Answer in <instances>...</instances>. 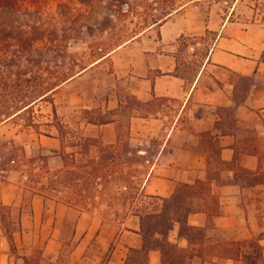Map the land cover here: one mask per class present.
Instances as JSON below:
<instances>
[{"label": "crops", "instance_id": "1", "mask_svg": "<svg viewBox=\"0 0 264 264\" xmlns=\"http://www.w3.org/2000/svg\"><path fill=\"white\" fill-rule=\"evenodd\" d=\"M119 1L116 6L130 10L126 0ZM205 1L142 2L138 15L145 26L93 56L59 89H76L82 111H99L106 121L85 117L81 135L109 145L121 137L120 111L128 95L148 108L157 104L148 112L155 122L170 117L165 109L180 105L175 125L161 127L162 134L138 127L146 118L142 108H132L129 152L139 151L143 135L164 140L142 189L170 197L177 184L188 185L194 192L187 199L194 207L189 224L206 231L203 254L195 255L192 264H243L247 246L242 245L239 260L223 249L257 241L264 250V0ZM208 34L215 38L200 61L201 39ZM195 60L200 66L188 77L185 65ZM12 120L0 123L1 140L14 141L23 155L48 156L46 163L39 158L36 171L44 165L51 171L62 167L58 133L12 131ZM99 154L94 146L92 155ZM29 168V162L16 159L6 166L0 156V264H102L90 253L92 243L99 240L104 246L105 226L114 224L116 210L112 220L105 211L109 202L68 204L66 193L41 188L48 187V176L31 181ZM119 222L112 254L103 264H125L129 249L143 245L138 215L131 211ZM169 240L191 246L180 236L179 225ZM149 264H162L159 250L150 252Z\"/></svg>", "mask_w": 264, "mask_h": 264}, {"label": "rangeland", "instance_id": "2", "mask_svg": "<svg viewBox=\"0 0 264 264\" xmlns=\"http://www.w3.org/2000/svg\"><path fill=\"white\" fill-rule=\"evenodd\" d=\"M129 1L130 5L124 4L128 9L130 7L129 11H124V8L116 6L120 5L119 0L24 1L20 11L14 14V20L17 21L15 23L17 25L24 23L25 29L29 31H33V27L40 28L39 30L42 34L35 43V51L25 54L22 61L13 62L4 68L1 64L2 57L0 56V70L2 68L7 70L9 75L7 76V87L5 88L0 84V113L15 112L18 107L34 99V97L27 98L24 102H20L21 96L27 95L31 97L32 95H36L40 90V84H43V79L45 82L50 79H53V81L57 80L58 77L62 76L64 71L76 73L79 69L92 62L93 56L122 42V40L131 36L134 31L145 26L144 19L138 13L143 11L139 6L146 0ZM166 1L158 0L159 6L164 5ZM209 1L212 0H206V4ZM228 1L230 3L231 0ZM158 15H160V11ZM214 38L213 34H208L201 39L204 41V44L200 46V61H203L202 57L208 52ZM100 48L103 49L101 50ZM193 62L185 65L188 77H192L200 66V63L196 60ZM24 69H30L32 73L27 75L26 78L30 79V81H26L25 78L20 80L23 83L21 91L19 86L16 85L18 82L17 73ZM211 69L221 71V69L216 67H212ZM78 95L79 93L74 88L72 90H57L49 97V100H39L31 108L15 116L12 120L11 130L16 131L27 128L33 131H41L45 134L59 133L56 124L62 122L63 125L74 130L77 135H81L80 126L84 118L98 116L99 111H94V114L82 111ZM125 100L127 104L120 111L121 118L119 119V127L122 133L120 144L117 146L116 143V147L114 148L118 152L117 158L119 163L111 164L105 170L108 178H104V186L99 185L98 188L93 189L95 195L103 197L105 204L112 200L111 205L109 204L110 207L105 208V211L109 214L108 218L114 219V216L112 217L111 214L112 208L117 212L114 224L109 222L105 226L103 236L104 246L99 240H94L92 243L93 249L90 253L91 255L95 254L100 257L102 264L112 254L113 242L120 232L121 222H119V219L123 220L129 215V212L134 210L135 203L131 201V197L137 191L136 189H140L138 193L141 191V180L145 179L144 174L141 177L138 175V177L133 179L127 177L128 172L134 173L136 170L145 171V168L142 166L143 159L141 158V154L139 152H135L134 154L133 152H129V150L127 152L126 143L129 137L127 133L129 132V128L134 126L132 108L134 106L142 108V114L146 119H141L136 125L148 129L152 133L161 132V127L172 129L181 108L180 105H177L165 109L170 117L165 121L155 122L156 117L148 114V112L149 109H156L158 107L157 104L153 105V108H148L137 102L131 95H128ZM54 108L57 110L58 120L55 119ZM10 133L12 135V132ZM140 138L143 139L140 141V149L144 148L147 150L146 155L152 160V163H148V165L152 166L161 151L164 140L156 134L155 136H151V134L143 135ZM70 139L69 142H66L67 146L71 143ZM98 140L101 141V139ZM19 150L20 146H16L14 141L0 139V156L5 161V165H9V161L13 158L17 161L29 162L31 179L36 180L44 170L33 171V168H36V166L31 164V156L23 155ZM37 162L35 161V163ZM114 171L116 174H114ZM117 171L120 174H117ZM116 175H121L122 178H115ZM108 180L110 182L105 183ZM125 185H128L126 189H124ZM49 192L51 194L54 193L52 191ZM124 201L125 205L123 204ZM137 202L140 203L141 201L138 199ZM111 224L113 225L111 226Z\"/></svg>", "mask_w": 264, "mask_h": 264}, {"label": "trees", "instance_id": "3", "mask_svg": "<svg viewBox=\"0 0 264 264\" xmlns=\"http://www.w3.org/2000/svg\"><path fill=\"white\" fill-rule=\"evenodd\" d=\"M24 1L26 0H0V56L2 57L1 64L4 68L13 62L22 61L25 54L34 52L35 43L42 34L39 30L40 28L33 27V31H29L25 29L24 23L19 25L15 23L17 21L14 20V14L20 11ZM31 73L32 71L30 69H24L17 73L18 82L16 85L19 86L21 91L23 89V83L20 80L25 78L26 81H30V79L26 78ZM77 73L78 71L76 73L64 71L62 76L58 77L57 80L53 81V79H50L45 82L43 79V84H40L41 87L38 93L31 97L27 95L21 96L20 102H24L27 98L34 97V99L18 107L15 112L0 113V123L6 119L15 118V116L28 110L39 100H49V97L63 83L73 78ZM7 76H9L7 70L2 68L0 70V84L5 88L8 85ZM85 112L90 113L91 111L86 110ZM54 114L55 119L58 120L59 117L56 108H54ZM87 118H89L90 122L95 123L106 121L102 115H99L97 117L98 119L93 117ZM56 127L62 143L61 157L63 165L54 171L45 169L47 166L44 165L41 169H44L43 173L36 180L31 179V181L38 183L41 181V177L48 176V187L45 188V186H42L41 188L54 193L56 192V194H59V192L67 193L64 199L71 205L88 207L89 205L97 206L103 204V197L95 195L93 189L98 188L99 185L104 186L103 180L104 178H108L105 170L111 164L119 163L117 158L118 152L114 149L116 145L104 144L98 138L77 135L74 130L69 129L62 122H58ZM69 136L71 143L67 146L66 142H69ZM120 139L119 136L117 146L120 144ZM126 144L128 152L132 148L129 147L128 142ZM94 146L100 148L98 157L92 155ZM39 158L46 163L48 156L34 158L31 156V164L36 165L39 163ZM141 158L143 159L142 166L145 168V171L136 170L134 172L135 174L128 172L127 177L133 179L138 177V175L141 177L144 174L145 179L141 180L143 187L151 175V165H148V163H152V160L146 154H141ZM13 160L14 158L9 163ZM35 161L38 162L35 163ZM33 171H36L35 168H33ZM114 174H116L115 171ZM117 174L120 173L117 171ZM118 177L122 178L121 175L115 176V178ZM29 178H31V175ZM109 182L110 180L105 183ZM125 186L128 187V185ZM136 190L135 194L131 197V201L135 203L133 213L140 217V234L143 245L141 248L129 249L125 264H149L150 252L152 250H159L161 252L162 264H192L195 255L203 254V244L206 236L205 229L191 226L188 221L189 215L193 212L194 207L187 203V199L193 196L194 192L186 184H177L170 197L149 195L142 188L139 193L138 190L140 189ZM138 199L141 201L140 203L137 202ZM111 202L112 200L109 201L110 205ZM123 204H126L125 201ZM176 225H179L180 236L188 238L191 246L198 245L199 248L191 246L188 249L181 248L176 243L170 241V232ZM242 245L247 246L242 256L243 264H264V250L257 241L247 243L237 242L233 244L232 248L223 249V252L232 254L239 260L241 259Z\"/></svg>", "mask_w": 264, "mask_h": 264}, {"label": "built area", "instance_id": "4", "mask_svg": "<svg viewBox=\"0 0 264 264\" xmlns=\"http://www.w3.org/2000/svg\"><path fill=\"white\" fill-rule=\"evenodd\" d=\"M126 5H130V1L129 0H127V2L125 3ZM140 154H146V152H147V150L146 149H139V151H138Z\"/></svg>", "mask_w": 264, "mask_h": 264}]
</instances>
